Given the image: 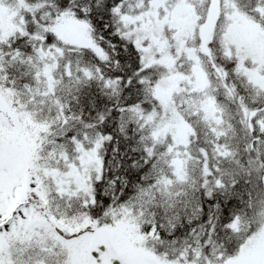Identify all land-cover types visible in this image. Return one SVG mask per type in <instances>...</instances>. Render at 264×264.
Returning a JSON list of instances; mask_svg holds the SVG:
<instances>
[{
	"label": "snow or ice",
	"instance_id": "obj_1",
	"mask_svg": "<svg viewBox=\"0 0 264 264\" xmlns=\"http://www.w3.org/2000/svg\"><path fill=\"white\" fill-rule=\"evenodd\" d=\"M0 264H264V0H0Z\"/></svg>",
	"mask_w": 264,
	"mask_h": 264
}]
</instances>
